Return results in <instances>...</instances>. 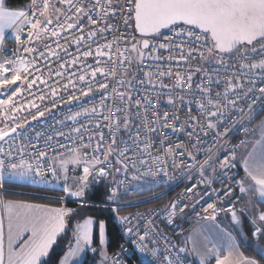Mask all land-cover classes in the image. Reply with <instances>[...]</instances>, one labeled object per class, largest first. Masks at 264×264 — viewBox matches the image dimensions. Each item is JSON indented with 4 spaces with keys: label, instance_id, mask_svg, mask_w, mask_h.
Here are the masks:
<instances>
[{
    "label": "built area",
    "instance_id": "1",
    "mask_svg": "<svg viewBox=\"0 0 264 264\" xmlns=\"http://www.w3.org/2000/svg\"><path fill=\"white\" fill-rule=\"evenodd\" d=\"M94 2L73 0L86 11ZM106 2L101 0L102 5ZM127 2L130 0H113L115 14L104 15L101 9H95L92 12V18L97 20L95 24L82 13L69 11V6L61 4L60 0H50L48 16L52 24H46L45 17L37 10L43 0H30L23 9L26 18L40 20L41 27L46 26L48 32H39L27 24L19 40L14 33H8L0 46V63L9 60L28 63L27 73L21 74L17 84L7 86V91L0 90V100H4L18 85L21 88L12 97L20 111H14L11 105L0 108V127L20 124L16 133L11 134L14 139L7 137L0 141L3 149L0 159L6 164L0 181L11 169L7 167L9 163L19 164L23 160L33 166L30 174L35 184L49 186L58 179L56 159L78 151L94 163L89 174L94 184L106 178L111 180V195L115 189L117 196H134L143 185L141 179L147 178L159 190L143 199L144 202L162 197V204L130 210L120 224L123 241L119 248L100 256L95 247L89 249V254L96 264H129L135 253L149 264H194L178 239L199 220L213 217V209L207 208L209 204L214 205V217L232 211L249 215L250 199H244L240 192L244 174L238 154L245 146L253 115L264 109V97L259 92L264 88V69L243 65L264 62V41L233 53L209 55L205 52L201 58L193 51L187 56L189 48L204 51L203 42L177 37L171 29L154 37L139 36L132 21L125 23ZM67 24L76 27L68 29ZM52 31L59 35L53 36ZM93 31L96 36L89 37L88 33ZM81 36L83 40L77 45L75 41ZM143 39L149 40L150 48L144 50V57L131 74V46ZM106 44H112L108 52L111 60L108 56H95L98 46L101 51H108ZM160 44H168V48H159ZM125 48L128 51L125 52ZM87 50L93 55L82 56ZM181 52L187 56L186 60L180 59ZM73 59L76 64L71 63ZM97 59L99 65L95 63ZM61 64L63 68L59 67ZM88 65L103 68L107 77L97 73L93 79ZM56 71L64 75L57 76ZM85 73V81H79L77 77ZM177 73L185 79L178 81ZM189 75L191 81L187 79ZM33 79L36 83L29 88L28 82ZM99 83H106L107 88L98 87ZM89 84L92 91L82 95L81 90L87 91ZM201 86L209 92L203 93ZM120 92L125 93V99L121 100ZM217 94L221 96L219 101ZM225 94L227 99L223 98ZM73 95L76 99H69ZM209 99L213 102L208 103ZM230 100L235 101V105L230 104ZM202 103L203 110L198 107ZM33 104L44 112L43 116L32 118L37 113ZM212 111L218 115H207ZM164 113L168 115L167 121L161 119ZM124 120L128 122L127 127L121 123L118 128L117 122ZM208 122L214 127H206ZM9 148L10 154L5 156ZM40 151L47 156L39 159ZM214 155L215 166L205 173L202 167ZM38 166L39 174L35 171ZM101 167L108 173L105 177L97 173ZM147 170L154 175L133 179ZM129 228L133 231L129 232Z\"/></svg>",
    "mask_w": 264,
    "mask_h": 264
},
{
    "label": "snow or ice",
    "instance_id": "2",
    "mask_svg": "<svg viewBox=\"0 0 264 264\" xmlns=\"http://www.w3.org/2000/svg\"><path fill=\"white\" fill-rule=\"evenodd\" d=\"M61 4H66L69 6V11H75L77 13H82L88 17L90 23H97L96 19L92 18V12L95 9H101L104 15L109 13L115 14L113 8V0H107L106 5L101 4V0H95L92 4V8L88 11L85 10L79 4L73 3V0H60ZM34 7H36L34 5ZM54 7V6H53ZM127 10V16L125 17V23L132 21L134 29L137 30L143 37L155 36L160 34L161 29H171L177 37L186 36L190 42H203L204 51H200L197 48H189L187 56H191L192 52L195 51L199 54L201 58H204L205 52L209 55L212 53H233L240 51L242 48L253 45L254 42L264 41V0H130L124 6ZM39 14L46 18V24H52V19L48 16L50 10V0H43L42 6H39ZM59 11V9H56ZM26 13L22 11H13L4 6V0H0V43L3 42L5 37V29L17 27L22 20L26 19ZM71 17H69L70 19ZM28 24L32 29H39V32H48V28L41 27V21L36 19L34 21L27 20ZM76 27L75 24H67L68 29ZM19 31V29H18ZM101 32L104 29L100 30ZM31 33H29V39H31ZM53 36L59 35L58 32L52 31ZM89 37H95L96 32L88 33ZM37 38H39V33H37ZM19 40V34L16 37ZM83 40V36L78 38L75 43L80 44ZM210 42V43H209ZM104 47L108 51H101L100 46L97 47L95 51L96 57L108 56V52L112 50V44H106ZM177 47L182 48L178 45ZM150 43L148 39H143L138 43H133L131 50L136 52L140 58L144 57L142 49H149ZM159 48H168V44H160ZM119 51V49H116ZM152 50H156L155 46H152ZM27 51H32V49H27ZM128 51L127 48L124 50ZM43 55V53H41ZM93 52L91 50L84 51L82 56L88 57L92 56ZM187 56L181 52L180 59L186 60ZM159 59V57H155ZM108 59L111 60V57L108 56ZM121 63H124V59H121ZM67 63V62H66ZM72 64H76V59L71 61ZM97 65L100 64V61L97 59L95 61ZM24 61H19L17 64L16 61H4L0 63V90L7 91V86L17 84L18 80H21V72L27 73V68L24 66ZM11 65V69L6 66ZM63 68L64 65L59 66ZM91 68V77L94 79L97 73L107 77V74L104 72L103 68L95 67L92 68L91 65H88ZM247 68H259L264 69V62L260 64H248L243 65ZM11 70V75H5ZM39 71V69H37ZM29 75L31 73H28ZM170 75V73H167ZM55 75L63 76L64 73L61 71H56ZM75 75V72L72 73ZM87 74H81L77 77L79 81H85V76ZM178 81H183L185 77L181 76L179 73L176 74ZM187 79L191 81V75L187 76ZM36 83V80L33 79L28 82V87L31 88L33 84ZM69 83H72L69 80ZM231 82H229L230 84ZM123 84V82H121ZM74 86V85H73ZM179 87H182V84L178 83ZM189 83V87H191ZM64 87H67L65 85ZM98 87L107 88L106 83H99ZM167 87V86H163ZM21 91L20 86L18 85L16 89H13L11 96L7 99L0 100V108H3L7 105H11L14 111H20V107H17L14 103L12 97L17 95ZM55 94V89L52 90ZM92 91L91 84L88 85L87 91L81 90L82 95H87L88 92ZM201 91L203 93H208L209 89L203 88L201 86ZM235 91V87H233ZM251 91V89H249ZM259 92L262 97H264V88H260ZM121 100L125 99V93H118ZM130 99V97H127ZM227 99V95L223 97ZM43 99V96L40 97ZM69 99H76V97L70 96ZM221 99L220 94H217L216 100ZM171 98H169V103H171ZM208 103L213 101L209 99ZM139 103V102H138ZM230 104L235 105V101L230 100ZM33 107L37 108V113L33 115V119H36V116H43L44 112L39 110L38 105L33 104ZM155 105L153 104V107ZM215 106V105H214ZM22 107V106H21ZM201 110L205 108V105L202 103L198 106ZM119 110V109H118ZM95 112V108L92 109ZM76 115H79L77 113ZM209 116H217L218 113L215 111L207 113ZM8 119H13L12 117H7ZM106 119L108 117H105ZM162 120L167 121L168 115L164 113L161 117ZM123 123L127 127V120L123 122L118 121L117 127H120V124ZM20 127L19 123H16L15 127H0V141H4L6 137L9 139H14L11 136L12 133H16L17 128ZM206 127L212 128L214 125L211 122L206 124ZM155 130V129H153ZM79 132V129H75ZM62 135V133H61ZM115 141H113L114 143ZM62 146V145H61ZM34 147V146H33ZM147 147V145H146ZM99 146H97V149ZM9 153H4L5 156H8ZM111 153V149L108 150ZM127 151V149H125ZM3 152V149L0 148V153ZM123 154V153H121ZM47 156V153L44 151L38 152V158L43 159ZM78 153L74 152L73 159H78ZM99 163H104V161H97ZM146 163V162H145ZM227 164V161H225ZM6 167L5 160L0 159V174H2L3 169ZM7 167L14 170L12 174L15 175H26L29 171L33 170L31 164L26 163L21 160L19 164L9 163ZM21 169L20 172H15L16 169ZM245 168L248 171L249 178L254 181V185L258 187V191L262 197H264V153L260 155L259 158L252 156L249 161L245 162ZM27 170V171H25ZM39 174L40 166L35 170ZM84 177L90 174L89 167L83 168ZM56 169L53 168V176L55 177ZM97 173L100 176H106L108 173L105 168L101 167L97 169ZM154 175L150 170H147L144 173H140L138 176H134L133 179H141L143 176H152ZM243 183V182H241ZM2 187V184H0ZM67 190V189H65ZM242 192L245 191L243 187L240 189ZM70 195H82V192L78 193H69ZM113 197L116 196V190H113ZM7 209V249L8 257L7 264H44L43 258L47 257L49 254V249L52 247L53 243L56 241V238L61 234L65 229V216L71 210H66L63 208H49L45 205L38 204H25V203H16V202H7L5 204ZM172 211H175V205L171 206ZM208 209H213V218L215 213L214 205L209 204ZM207 211V209H205ZM229 211H232L231 209ZM233 218L235 219V212L232 211ZM127 219V218H125ZM261 222H264V213H261L258 217ZM93 221L87 219L83 224L77 225V246L75 251H81L80 241H83L85 244L91 243V226ZM100 228V238L101 243H103L104 237V224H99ZM129 232H132L133 229L129 228ZM262 232V229L257 228L253 233L254 236H259ZM27 234L26 240L20 242L19 245H16V240L22 235ZM142 239V237H141ZM15 245V247H14ZM19 248V251H16L15 248ZM72 252L70 255H74ZM215 257L216 264H225L226 258H221L219 255L212 253ZM0 264H5V222L3 218H0ZM67 264V259L65 260ZM202 264L204 262L202 261ZM254 264V262H252Z\"/></svg>",
    "mask_w": 264,
    "mask_h": 264
},
{
    "label": "rangeland",
    "instance_id": "3",
    "mask_svg": "<svg viewBox=\"0 0 264 264\" xmlns=\"http://www.w3.org/2000/svg\"><path fill=\"white\" fill-rule=\"evenodd\" d=\"M16 62L17 64H19V61ZM6 66H8L10 69L11 67H13L11 65H6ZM24 66L27 68L28 63L25 62ZM22 73L23 72H21V74ZM5 75H11V73ZM77 153L79 158L76 160L73 159L74 153L67 154L65 156H61L57 158L55 164L58 171V179L49 186H40V187L57 189L60 191V195H58L60 200L65 201V203L67 200H73L79 203L80 206H82L88 203L86 199L87 192L91 187L94 186V183L92 182V179L89 175L86 177V179H82L84 177L83 168L89 167V172H90L92 167H94V163L88 161L84 157L83 152L78 151ZM215 158L216 155L211 157L202 167V171L208 173V171L211 168H214ZM20 171L21 169L19 168L15 170V172H20ZM13 172L14 170L9 169L8 174H6L3 177L2 181L8 180L19 184L35 185L34 179L30 174V171L26 175H15L12 174ZM2 181H0V184H2ZM141 181L143 185L138 190V195L124 196V197H120L117 195L113 197V195H111L108 199L109 200L108 204L105 205L106 208L113 211L115 220H117L120 224L122 223L124 216L127 215L130 210L128 212L123 213L122 210H120L119 208H126V207L135 208L142 204H146L150 201H153L152 199H150L144 202L145 200L143 199L149 197L151 192H154L152 190L156 188V185H154L147 178L144 179L142 178ZM78 192H82L83 194L79 196L69 194V193H78ZM250 213L251 215H253L252 211ZM87 219H91L93 221V224L91 226V243L85 244L83 241H80L79 246L81 251L76 252L75 249L77 246V242H75L74 236L75 234L77 235V225L83 224L84 221ZM100 223L104 224L103 243H101V238H100V228H99ZM95 227H97L98 235H99V242L97 246L94 245ZM204 228H207L210 231L209 232L210 238L211 235L214 236L212 240L200 241L199 237H196L194 239L193 238L185 239V243L179 240V243H181L184 249L187 250V253L189 252L190 255L194 256V261L196 264H202V261L204 262V264H216L215 257L212 255V253L219 255L222 259L226 258L225 264H251L243 260L245 254L243 253L244 250L242 249L243 243L241 242L244 241L245 235L243 234L242 229L239 228V226H237V224L234 225L231 221H228L226 219H222V220L209 219L208 222L205 223L204 225H202L201 223L199 224L198 222L195 226L194 231H199ZM242 237H243V241H242ZM107 241H108L107 224L104 218L98 219L89 216L82 221H75L72 227V239L69 242L68 250L62 257L60 264H65L66 259H67V264H82L88 256L87 248L92 249L93 247H97L99 249L98 255L106 253ZM72 252H74L75 254L70 255V253Z\"/></svg>",
    "mask_w": 264,
    "mask_h": 264
},
{
    "label": "trees",
    "instance_id": "4",
    "mask_svg": "<svg viewBox=\"0 0 264 264\" xmlns=\"http://www.w3.org/2000/svg\"><path fill=\"white\" fill-rule=\"evenodd\" d=\"M29 1L30 0H5V3L8 8H25L28 5ZM142 51L144 52L143 49ZM132 53H133V58L130 68L131 74L135 72L138 63L141 59L136 52L132 51ZM263 115H264V109L257 114L256 118L258 119ZM110 185H111V180L109 178L103 179L99 184H94V186L88 190L86 195V199L88 203L82 206H80L79 203L73 200L66 201V205L69 206L71 209H74L68 218V229L59 238L57 243H55L50 254L44 260V264H60L61 258L67 251L69 242L72 239L73 223L75 221H82L89 216L98 219L104 218L106 220L107 234H108L107 253H112L119 248L120 244L123 241V234L121 231L120 223L117 220H115L113 211L109 210L105 206L106 204H108L109 202L108 199L111 196L109 190ZM2 189L4 195L7 196L12 195L17 198H31L35 200H41L52 203H58L60 201V198L58 197V195H60L59 190L54 188H43L36 184L27 185V184H19L8 180H4L2 183ZM157 190H159V187H156L152 191L156 192ZM161 199L163 198L162 197L158 198L156 200L150 201L146 204H142L137 207L148 208L153 205H161L162 204ZM119 209L122 210L123 213H125L128 212L129 210H132L133 207H126ZM261 227H262V233L258 239H255L253 235L254 233L253 225L250 223L247 217L244 218L243 228L245 232L246 243H243V249L246 254L254 255L256 258H258L261 262L264 263V258L262 256V253L260 252V249L264 248V223L261 224ZM98 242H99L98 229L97 227H95L94 245L97 246ZM82 264H96V262L92 259L91 255L88 253L87 258ZM129 264H149V263L142 262L140 260L139 254L135 253L129 259Z\"/></svg>",
    "mask_w": 264,
    "mask_h": 264
},
{
    "label": "crops",
    "instance_id": "5",
    "mask_svg": "<svg viewBox=\"0 0 264 264\" xmlns=\"http://www.w3.org/2000/svg\"><path fill=\"white\" fill-rule=\"evenodd\" d=\"M4 6L6 8H8L6 6L5 0H4ZM8 9L13 10V11H22L23 12L24 8H8ZM27 20H29V19L26 18L25 20H22L17 27H12V28L5 29V36L8 33H14L15 35H17V34L20 35L22 33V30H23L24 26H26L28 24L26 22ZM18 29H19V31H18ZM0 46H1V43H0ZM258 113H255V115H253V117H252L253 124L251 125L250 131L246 135L245 146L243 147L242 151L238 154V162L241 165V168L243 169V174H244V180H243V183L240 186V189H241V187H243L245 189V191L242 192L240 190V192H241V194H243L244 199H246V198L250 199V209L248 211L249 215L246 216L244 213L236 211L235 212V216H236L235 219L233 218L232 213H229V214L221 215L219 217H214V218L213 217H207V218L201 219V220H199V224L201 223L202 225H204L205 223L208 222L209 219H211V220H214V219L215 220L226 219L228 221H231L234 225L237 224V226H239V228L242 229V232L245 235L243 224H244V218L247 217L248 220L250 221V223L253 225L254 232L256 231L257 228L262 229L261 224L264 223V222H261L258 219V217H259V215L261 213H264V197H262L260 195V193L258 191V187L255 186L254 185V181H252L249 178L248 171L245 168V162L249 161L250 157L255 156V157L259 158L260 155L262 153H264V115L257 119L256 116H257ZM9 201L16 202V203L45 205V206H47L49 208H63V209H66V210H71L68 213V215L65 216V229H64V231L57 236L56 241L53 243L52 247L49 249V254H50V252H51L52 248L54 247L55 243H57L59 238L68 229V218H69L70 214L73 212L74 209H70V207L67 206L65 201H63V200H60L58 203H52V202H45V201H41V200H35V199H31V198H17V197H14L12 195H9V196L4 195L3 189H1V192H0V218H3L4 222H5V264H7V257H8V249H7V244H8V242H7V220H8V215H7V209L5 207V204L7 202H9ZM251 211H252L253 215H251V213H250ZM194 230H195V227L190 229L189 231H187L184 235H182L179 238V240L181 242L185 243V239H188V238H193L194 239L196 237H199L200 241L201 240L210 241V240H212V238H214L213 235H211V238H210V236H209V232L210 231L207 228H204V229L199 230V231H194ZM260 235L259 236H254L255 239H258L260 237ZM76 236L77 235L75 234V236H74L75 237V242H77L76 241ZM26 237H27V234H22L16 240L15 244L19 245L21 241L26 240ZM242 241H243V237H242ZM241 243H246V240L244 239V241L241 242ZM14 247H15V245H14ZM15 250L19 251V248L17 247V248H15ZM87 251L89 253V248H87ZM107 252L101 254L100 256H105L106 254H108ZM260 252L262 253V256L264 258V248L260 249ZM243 253L245 254L244 258H243V260L245 262H248V263H251V264H252V262H254V264H264L258 258H256L254 255L246 254L244 252V250H243ZM189 256H190L191 260L195 263L194 256L190 255V253H189ZM47 257H44L43 261ZM73 258H75V257H73Z\"/></svg>",
    "mask_w": 264,
    "mask_h": 264
},
{
    "label": "water",
    "instance_id": "6",
    "mask_svg": "<svg viewBox=\"0 0 264 264\" xmlns=\"http://www.w3.org/2000/svg\"><path fill=\"white\" fill-rule=\"evenodd\" d=\"M165 29H161V32L162 31H164ZM136 32L139 34V36H141V37H143L137 30H136ZM148 37H150V36H148ZM256 42H254V44H255ZM253 44V45H254ZM253 45H248V46H253ZM143 50H145V49H143ZM7 138V137H6ZM101 177H105V176H101Z\"/></svg>",
    "mask_w": 264,
    "mask_h": 264
}]
</instances>
